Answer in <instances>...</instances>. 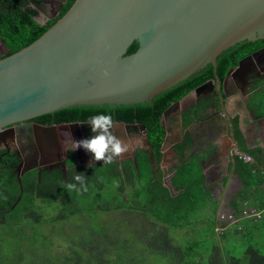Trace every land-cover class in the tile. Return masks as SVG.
I'll use <instances>...</instances> for the list:
<instances>
[{
    "label": "water",
    "instance_id": "1",
    "mask_svg": "<svg viewBox=\"0 0 264 264\" xmlns=\"http://www.w3.org/2000/svg\"><path fill=\"white\" fill-rule=\"evenodd\" d=\"M67 1L58 0L53 17ZM260 39L264 0H75L37 40L0 58V139L16 143L19 180L36 169L40 177L43 166L59 162L66 170L72 140L93 135L83 122L42 125L34 119L76 106L149 103L212 65L215 79L173 103L164 121L189 96L208 89L222 95L217 57L237 43ZM135 41L137 50L126 55ZM261 57L264 48L241 60L226 80L244 62ZM121 130L129 136L141 132L155 159L145 125L114 122L112 134L124 137ZM73 152L80 166L103 163L90 162L83 150Z\"/></svg>",
    "mask_w": 264,
    "mask_h": 264
},
{
    "label": "trees",
    "instance_id": "2",
    "mask_svg": "<svg viewBox=\"0 0 264 264\" xmlns=\"http://www.w3.org/2000/svg\"><path fill=\"white\" fill-rule=\"evenodd\" d=\"M40 1L0 0V38L7 50L0 58L7 57L33 43L75 2V0H68L55 18L41 25L37 22L39 16L37 6ZM137 48L138 43L135 41L126 55L134 53ZM263 48L264 39L253 42L243 41L221 53L217 57L216 70L222 84L228 72L236 68L241 60ZM214 79V67L208 65L189 79L157 95L149 103L117 107L76 106L41 116L35 121L43 125L81 122L93 115L110 113L114 122L143 124L146 127L155 160L159 163L166 136L164 113L173 103L182 100L192 90ZM257 107L261 108L260 105ZM198 110L197 106L187 110L190 118H186V124H190L195 119ZM187 112L183 115L185 116ZM234 124H237L236 121ZM238 140L240 151L254 158L252 165L250 162L245 163L239 155H236L234 159L236 163L232 167L236 169L245 186V190L240 195L244 202L250 201L251 204H257V210L263 211L261 220L252 225H245L244 232L240 236L236 235L234 239H230L229 236L222 245L223 251L212 239L207 260L199 259L200 256L204 257V253L200 252L197 256L187 257L184 264H211L212 262L215 264H264V246L258 242L259 236H256V233L264 235V189L260 188L264 185V149L261 147L248 149L239 135ZM140 155L142 162L139 165L143 164L150 170L148 164L150 155L146 151H140ZM68 160L66 177L63 176L60 167L52 170L42 169L40 177L39 169H36L24 176L22 183H19L17 172L19 157L10 155L8 150L0 152V239H3L1 242L6 244L4 250L0 242V264H142L143 260L147 263L159 258L168 259L169 256L174 255L172 250L175 247L165 239L161 247L155 248L153 246L156 245L153 239L155 235L152 233H147L148 238H151L148 242L149 246L143 243L141 247L133 245L128 258L125 252H120L121 250L114 249L111 252H117V254H108L105 244L110 241L111 232L107 230L106 225L100 226L97 218L101 216V210L104 212L120 210L122 204L127 202L122 200L124 195L118 194V191L122 190L120 164L80 166L72 153ZM125 167V174L132 180L135 171L132 167L128 169ZM77 172L85 174L87 187V191H81L79 194L65 187L67 183H75L73 176ZM183 176L185 183L177 185V189L181 191L178 197L173 198L168 192L160 191L161 180H158L157 185L147 186L150 190L154 188L152 193L156 195L153 196V200H150L149 210L152 212L154 205H160L159 215L162 216L163 212L164 216L172 220L170 224H180L177 222L178 219H188V214L193 208L190 200H193L194 196L201 195L190 173L185 171ZM198 184L202 182L199 181ZM254 193L255 196L251 197ZM131 202L135 207L137 206L136 202ZM96 204L100 205L94 208ZM47 207L52 208L51 214L47 211ZM174 213L180 214L179 217H176ZM86 216L89 218L86 219ZM74 218L79 220L81 226L73 225ZM57 219L66 222L61 227L66 236L59 242L55 241L59 236H53L57 234L55 227ZM5 240H9L8 244ZM194 242L184 243L183 249L186 256L194 250ZM49 248H51L50 251ZM237 249L239 252H236ZM187 260L190 262L187 263Z\"/></svg>",
    "mask_w": 264,
    "mask_h": 264
},
{
    "label": "crops",
    "instance_id": "3",
    "mask_svg": "<svg viewBox=\"0 0 264 264\" xmlns=\"http://www.w3.org/2000/svg\"><path fill=\"white\" fill-rule=\"evenodd\" d=\"M260 60H264V57ZM246 67L243 70L241 67L238 73H231L228 79L224 80L225 83L220 88L222 95H214V90H209L208 92H202L204 94L200 93V96H189L185 99V102L191 101L184 109L178 108L180 109L178 114H169L168 117H165L163 122L166 128V141L164 139L165 142L161 150L162 158L157 163L150 156L148 161L150 170L143 164L139 165L142 162L140 151H146L150 155L144 143V138H141L143 134L134 131L129 136L125 130H121L124 137L122 135L120 139L127 144L129 143L131 150L121 155L120 160L111 162L119 163L121 169L120 188L122 190L118 191V194L124 195L122 200L127 202L122 204L120 210H123V208L129 210L128 207H132L130 210L147 212L150 216L160 218V213H158L160 205H154L152 212L149 210L151 208L150 200H153V196L156 195L152 193L154 188L150 190L147 186L150 184L157 185L158 180H161L162 189L160 191L168 192L169 196L173 198L178 197L181 191L177 189V185L185 183L183 173L186 171L192 176L194 184L200 189L201 194L200 196H194L193 200L195 201L190 200L193 208L188 214L189 216H192L195 212L197 219H201V216L206 218L210 216L211 219H214L212 216L213 212L216 213V210L214 209L215 206L212 205V201H210V192L217 193L218 196L222 189L227 191L236 189L238 191L237 196L230 198V200L221 201L222 211L219 209L217 212V220L219 218L220 222L227 221L225 216L228 213L223 210L227 205L231 209L230 222L233 217L236 220L238 219L237 222L240 223L241 228L243 227V232L245 225H252L256 222L255 218H251L255 222L245 218L244 212H258L262 215L263 211L257 210V204L243 201L240 194L245 190L244 182L236 169L232 167L236 163L234 160L236 155L242 157L245 163L250 162V165L254 163V158L240 151L238 135L243 138L248 149L257 147L264 149V75L255 82L250 75L255 71L264 73V63H259V59H252L247 61ZM258 105L261 108H258ZM195 106L199 109L198 114L190 124H186V118H190L187 110ZM185 112L187 114L184 116ZM235 121L236 125L234 124ZM246 157L247 159H245ZM98 164L103 166L105 163ZM126 164L127 167H125ZM124 167L127 169L132 167L135 171L132 180L129 175L125 174ZM61 170L63 176L66 177L68 171L64 168H61ZM23 178L20 179L21 183ZM199 181L202 184H198ZM236 184L239 185L238 188L235 187ZM262 186L260 188L264 189ZM134 190L135 193H133ZM253 196H255V193L251 195V197ZM218 198L216 199L217 203L220 202V197ZM131 201L136 202L137 206L135 207ZM208 209H212L210 213H208ZM237 209L240 210L237 211ZM205 211L206 213L203 214ZM162 215H164L163 212ZM175 216L179 217L178 215ZM163 218L172 222L167 216ZM182 221L183 219L177 220L179 223H183ZM206 221L208 223L204 227ZM206 221H201L203 226L197 229V237H202L203 229H207L209 223H211L209 220ZM160 223L166 224L164 222ZM171 225L174 228L173 224ZM213 228H210L211 232H214Z\"/></svg>",
    "mask_w": 264,
    "mask_h": 264
},
{
    "label": "rangeland",
    "instance_id": "4",
    "mask_svg": "<svg viewBox=\"0 0 264 264\" xmlns=\"http://www.w3.org/2000/svg\"><path fill=\"white\" fill-rule=\"evenodd\" d=\"M55 1H57V0H55ZM58 6H59L58 1H57V3H54L51 0H41L39 5L37 6V9L39 10L38 18L39 19L52 18L53 17L52 15L58 9ZM52 9H54V10H52ZM5 53H6V48L0 42V56L1 55L3 56ZM189 101H191V100H188V102L184 101L176 109H174L172 111L170 110L167 113L166 117H168L169 114L170 115L178 114V111H180V109H178V108L184 109L190 103ZM141 138H144L143 135H141ZM141 140H143V139H141ZM4 141H5V143L2 144V142H4ZM5 144H7L9 149H10V151H9L10 155H13L14 157H17L19 155V150L16 147L15 141H12V139H11V141H9L7 143V138L5 140L0 139V152L7 150V147H6L7 145L5 146ZM128 145H129V149H128V152H129L131 150V146L129 143H128ZM142 145H144V144H142ZM122 155H124V153ZM59 164L62 165V162H59ZM235 187L238 188L239 185L236 184ZM262 187H264V185ZM209 190H210V188H209ZM133 193H135V190L133 191ZM210 194H211L210 201H212V203H213L212 205L215 206L214 209L216 210V213L214 214V212H213V216H212V217H214V219H211L210 216L208 218L201 216L202 217L201 219H197L195 216V212H194L192 216H188V219L183 220L182 221L183 223L173 224L174 228H172V225L170 224L171 221H168L166 218H163L164 215L159 216L160 218H158V217L150 216L147 212H139L137 210H124L123 209V210H113L111 212H104V210H101L102 214H101V216H99L97 218V220H98L100 226L105 227V225H106L107 230H109L111 232L110 241H108L105 244L107 253L108 254H113V253L117 254V252L112 253L111 251H114V249L115 250H121L120 252H125L126 257L128 258L133 245H138L139 247H141L144 244V245L149 246L148 242L150 241L151 238H148L149 236L147 235V233H152L153 235H155L154 236L155 238H153L154 242L156 243V245H153V246H155V248L158 249L159 247H161L162 242L165 239L169 243H171L175 247V249L172 250L173 251L172 253L174 255L169 256L168 259H165V258L160 259L159 258L158 260H155L152 262L147 261V263H144V260H143L142 264H184V261L187 257L197 256L198 253H200V252L204 253V257L200 256L199 259L200 260L203 259V261H205L209 257L208 253H209V247L213 242L212 239H214V242L219 244L220 250L223 251L222 245L225 244L226 239H228L229 236H230V239H234L233 237L236 235L240 236L243 233V227L241 228L240 223L237 222L238 219L237 220L234 219L230 222L231 209H229V207H227V205H225L226 207L223 208V210H225V213H228L225 216L227 219L226 222L225 221L220 222L219 218L217 220V212L219 211V209H221V211H222V208L220 207L221 201L226 200V199L230 200V198L237 196L238 191L236 189H232L231 191H227L226 189H222L221 192L218 193V196H217V193H213V192L211 193L210 192ZM218 197H220V202L217 203L216 199H219ZM99 205L100 204H96L94 208L98 207ZM131 208L132 207H128V209H131ZM51 209H52L51 207H47V211H49L50 214L52 213ZM211 210L212 209H208V213H210ZM88 212H90V211H88ZM205 213H206V211L203 212V214H205ZM259 214L261 215V213H259ZM178 215H180V214H178ZM88 218H89V216H86V219H88ZM260 219L261 218H255V221H259ZM73 220H74V222H73L74 226H78V227L81 226V223L79 222V220L77 218H74ZM204 220L205 221L209 220V222H211V223H209V226L207 229H203L202 237H197L198 236V235H196L197 229H199L201 226H203V223H201V221L204 222ZM81 221H83V220H81ZM249 221L255 222L251 218H249ZM160 222H164L166 224H162ZM252 222H250V223H252ZM64 223H66V222H62L61 220L57 219L56 226H55L57 234L53 235L55 237L59 236L55 239L56 242H59L61 238H64V236H66L64 234L63 229L61 228L62 224H64ZM207 223L208 222L206 221L204 227H206ZM213 226H214V232H211L210 228H213ZM261 235H260V233H256V236H259L258 242L262 246H264L263 245L264 235H262V237H261ZM153 239H152V241H153ZM230 239L228 240V243H229ZM2 240L3 239H0V242ZM5 241L8 244L9 240H5ZM192 241H195L194 245H193L194 250L192 252L188 253L189 256H186L185 255L186 252L183 249V245H184V243H191ZM1 243L3 244V249L5 250L6 244L4 242H1ZM50 250H51V248H49V251ZM133 252H135V251H133ZM236 252H239V249H237ZM189 262H190V260H187V263H189ZM211 264H215V263L212 262Z\"/></svg>",
    "mask_w": 264,
    "mask_h": 264
},
{
    "label": "clouds",
    "instance_id": "5",
    "mask_svg": "<svg viewBox=\"0 0 264 264\" xmlns=\"http://www.w3.org/2000/svg\"><path fill=\"white\" fill-rule=\"evenodd\" d=\"M75 122H77V124H80L79 121ZM81 122L90 126V131L91 133H93V135L89 138L81 139L79 141L72 140V150L76 151L79 149L83 150L86 155L90 154V162L102 161L105 164L111 163L115 158L120 157L123 153L128 151L129 145L123 142L120 138L114 136L111 132V129L114 126V120L113 116L110 113L93 115L90 116L86 121ZM2 144H4V142H2ZM72 154L74 157V152ZM20 163L21 161H19L18 166L20 165ZM73 180L75 181V183H67L65 185L67 190L76 191L77 194H79L81 191H87L84 173L77 172L73 176ZM77 184H79V187H77Z\"/></svg>",
    "mask_w": 264,
    "mask_h": 264
},
{
    "label": "flooded vegetation",
    "instance_id": "6",
    "mask_svg": "<svg viewBox=\"0 0 264 264\" xmlns=\"http://www.w3.org/2000/svg\"><path fill=\"white\" fill-rule=\"evenodd\" d=\"M52 2H54V3H57V1H55V0H51ZM52 10H54V9H52ZM2 56V55H1ZM246 63L247 62H245L244 63V65H243V67H242V70L246 67ZM259 63H264V60H260L259 59ZM247 68V67H246ZM251 75V77L253 78V81L255 82L256 80H259V78H261L263 75H264V73H261V72H259V71H255L254 73H251L250 74ZM250 77V78H251ZM209 91V89L208 90H206V92H208ZM203 92H205V91H203ZM201 94H204V93H201ZM199 96H200V94H199ZM31 122H35V123H38L37 121H35V119L33 120V121H31ZM40 124V123H39ZM137 124V123H136ZM43 125V124H42ZM51 125H53V124H51ZM8 141L9 140H7V143H8ZM6 146V145H5ZM7 150L8 151H10V149H9V147H7ZM71 153H73V152H71V151H69L68 152V158L70 157V154ZM68 161L69 160H67V163H68ZM62 163H64V162H62ZM63 168V164L62 165H60V164H57V165H54L52 168L51 167H49V166H43L42 167V169H48V170H52V169H56V168Z\"/></svg>",
    "mask_w": 264,
    "mask_h": 264
},
{
    "label": "built area",
    "instance_id": "7",
    "mask_svg": "<svg viewBox=\"0 0 264 264\" xmlns=\"http://www.w3.org/2000/svg\"><path fill=\"white\" fill-rule=\"evenodd\" d=\"M245 159H247V157H246ZM260 216H261V215H260L258 212H257V213H256V212H247V211L244 212V217H245V218H248V217H249V218H254V217H255V218H261ZM234 219H235V218L233 217V220H234Z\"/></svg>",
    "mask_w": 264,
    "mask_h": 264
},
{
    "label": "bare ground",
    "instance_id": "8",
    "mask_svg": "<svg viewBox=\"0 0 264 264\" xmlns=\"http://www.w3.org/2000/svg\"><path fill=\"white\" fill-rule=\"evenodd\" d=\"M263 57H261V59H262ZM245 63V62H244ZM244 63H243V65H244ZM243 65H242V67H243ZM7 140H9V141H11V139H7ZM8 141V142H9ZM110 173V172H109ZM112 214V213H111ZM175 214V213H174ZM176 215V214H175ZM174 217V216H173ZM177 217V216H176ZM146 219V218H145ZM94 225V224H93ZM96 228V227H95ZM147 230V229H146ZM158 230V229H157ZM99 232V231H98ZM133 241V240H132Z\"/></svg>",
    "mask_w": 264,
    "mask_h": 264
}]
</instances>
